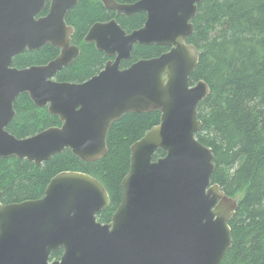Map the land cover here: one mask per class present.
Wrapping results in <instances>:
<instances>
[{"label": "water", "instance_id": "95a60500", "mask_svg": "<svg viewBox=\"0 0 264 264\" xmlns=\"http://www.w3.org/2000/svg\"><path fill=\"white\" fill-rule=\"evenodd\" d=\"M201 1L100 0L126 18L145 13L146 21L130 34L114 20L93 25L85 42L115 59L75 84L52 79L79 53L70 46L73 29L65 23L77 0H0V159L39 165L69 149L83 162H95L106 155L108 131L123 115L160 113L159 124L130 147L121 201L109 224L96 219L109 206L97 180L57 174L42 198L0 204V264H221L232 245L229 222L237 200L211 185L214 156L195 138L201 129L198 105L210 90L203 81L190 84L199 54L186 40ZM46 3L48 13L36 18ZM46 44L60 49L56 59L11 68L16 55ZM135 45L170 50L121 69ZM20 94L37 108L47 107L60 127L26 139L9 134ZM158 150L165 156L153 160ZM59 249L60 259L50 261Z\"/></svg>", "mask_w": 264, "mask_h": 264}, {"label": "trees", "instance_id": "16d2710c", "mask_svg": "<svg viewBox=\"0 0 264 264\" xmlns=\"http://www.w3.org/2000/svg\"><path fill=\"white\" fill-rule=\"evenodd\" d=\"M113 1L131 5L139 0ZM46 10L47 6L40 16ZM107 20H114L129 33L144 25L146 14L126 18L105 9L100 0H77L65 22L73 29L71 44L79 53L57 73L55 81L79 84L100 72L105 57L84 40L93 25ZM191 23L193 33L186 44L196 48L199 58L190 84L203 81L210 90L198 105L201 129L195 138L214 156L211 185L237 200L229 222L232 245L221 264H264V0H202ZM169 50L170 47L135 45L121 68ZM59 52L46 44L16 55L12 65L19 69L43 66L57 58ZM13 110L14 118L6 131L16 139H26L61 124L47 108H37L27 94L16 97ZM159 122L157 111L123 115L108 131L106 155L95 162H83L69 149L39 165L16 158L0 159V204L38 200L57 174L81 173L97 180L107 192L109 206L96 219L100 224H109L121 201L130 147ZM164 156L158 150L153 160ZM61 255V249L52 252L50 261L59 260Z\"/></svg>", "mask_w": 264, "mask_h": 264}, {"label": "flooded vegetation", "instance_id": "af4514ba", "mask_svg": "<svg viewBox=\"0 0 264 264\" xmlns=\"http://www.w3.org/2000/svg\"><path fill=\"white\" fill-rule=\"evenodd\" d=\"M47 6V12H46V14L48 13V8H49V3H46V5H45V7ZM44 10V9H43ZM68 13V12H67ZM116 13V12H115ZM45 14V15H46ZM45 15H43V16H45ZM67 15V14H66ZM117 15V14H116ZM43 16H40V13L36 16V18H39V17H43ZM117 16H122V15H117ZM65 18H66V16H65ZM110 21H113V20H107V21H103V22H99V23H108V22H110ZM66 23V22H65ZM67 25V24H66ZM67 26H69V25H67ZM126 34H130L131 32H129V33H127V32H125ZM71 38H72V36H71ZM71 38H70V46H74V47H76L75 45H72L71 44ZM85 41V40H84ZM86 43V42H85ZM86 44H89V45H93L94 46V48L96 49V46L93 44V43H86ZM50 45V44H49ZM52 46V45H51ZM43 47V46H42ZM41 47V48H42ZM54 47V46H53ZM56 48V47H55ZM58 49V48H57ZM38 50V49H37ZM59 51H60V49H58ZM97 50V49H96ZM26 51H28V50H25L24 52H26ZM33 51H36V50H33ZM29 52H32V51H29ZM99 52V51H98ZM60 53V52H59ZM101 53H103V55H104V57H105V60H104V63H103V65L101 66V69L99 70L100 72L105 68V65L107 64V62H109V61H114V59H115V57H108V56H106L105 55V53L104 52H101ZM58 57V56H57ZM14 59V58H13ZM13 59H12V64H13ZM56 59V58H55ZM122 62H125V61H122ZM122 62H121V64H122ZM11 64V68H16V67H14L13 65ZM121 64H120V68H121ZM32 67V66H31ZM16 69H19V68H16ZM22 69H25V68H22ZM121 69H123V68H121ZM99 72V73H100ZM98 73V74H99ZM97 74V75H98ZM57 75V74H56ZM55 75V76H56ZM55 76H54V78H55ZM96 76V75H95ZM94 76H92L91 78H93ZM52 79L53 81H55V79ZM90 78V79H91ZM90 79H87V80H85L84 82H86V81H88V80H90ZM55 82H57V81H55ZM84 82H82V83H84ZM59 83V82H58ZM63 83H65V82H63ZM68 83V82H67ZM79 84H81V83H79ZM45 108H47V107H45ZM58 118V117H57ZM61 125V124H60ZM60 125L58 126V127H60Z\"/></svg>", "mask_w": 264, "mask_h": 264}, {"label": "bare ground", "instance_id": "6f19581e", "mask_svg": "<svg viewBox=\"0 0 264 264\" xmlns=\"http://www.w3.org/2000/svg\"><path fill=\"white\" fill-rule=\"evenodd\" d=\"M138 2V1H137Z\"/></svg>", "mask_w": 264, "mask_h": 264}]
</instances>
